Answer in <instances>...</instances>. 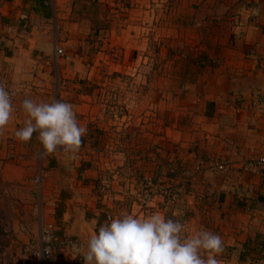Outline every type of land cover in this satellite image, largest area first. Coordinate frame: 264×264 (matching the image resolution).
Masks as SVG:
<instances>
[{
	"label": "crops",
	"instance_id": "obj_1",
	"mask_svg": "<svg viewBox=\"0 0 264 264\" xmlns=\"http://www.w3.org/2000/svg\"><path fill=\"white\" fill-rule=\"evenodd\" d=\"M0 77L16 92L0 172L37 166L39 245L45 228L77 241L45 264H84L73 246L110 215L153 213L219 234L220 264H264V168L247 167L264 157V104H242L264 95V0H0ZM26 98L73 105L78 152L15 139ZM146 176L163 192L144 203Z\"/></svg>",
	"mask_w": 264,
	"mask_h": 264
},
{
	"label": "clouds",
	"instance_id": "obj_2",
	"mask_svg": "<svg viewBox=\"0 0 264 264\" xmlns=\"http://www.w3.org/2000/svg\"><path fill=\"white\" fill-rule=\"evenodd\" d=\"M12 95L0 82V130L12 118ZM22 109L26 119L15 132L18 142L28 143L36 134L45 155L78 152L87 128L79 124L72 104L26 98ZM183 231L179 221L158 213L110 218L85 244L73 246L75 258L82 257L84 264H220L224 243L219 234L201 229L185 237Z\"/></svg>",
	"mask_w": 264,
	"mask_h": 264
},
{
	"label": "rangeland",
	"instance_id": "obj_3",
	"mask_svg": "<svg viewBox=\"0 0 264 264\" xmlns=\"http://www.w3.org/2000/svg\"><path fill=\"white\" fill-rule=\"evenodd\" d=\"M36 145L34 154L40 155L42 145L39 141ZM35 167L34 173L13 180L7 179V167L0 172V264H14L21 252L37 262L34 251L39 248L35 232L41 225L38 201L41 173Z\"/></svg>",
	"mask_w": 264,
	"mask_h": 264
},
{
	"label": "built area",
	"instance_id": "obj_4",
	"mask_svg": "<svg viewBox=\"0 0 264 264\" xmlns=\"http://www.w3.org/2000/svg\"><path fill=\"white\" fill-rule=\"evenodd\" d=\"M58 54H63L64 50L62 47H57ZM0 82L4 83L8 90L13 94L12 95V103L16 97V92L10 87L9 82L0 77ZM244 107H258L264 104V95L259 96L256 99L251 101H244ZM262 167L264 168V157H260L258 159H250L247 163V167ZM212 168L224 170L226 168V164L217 163L212 166ZM163 188L162 185H159L155 181V177L149 176L144 179V182H141V200L144 203L152 201L158 193H162ZM112 218L110 215L108 219ZM42 243L39 245V248L35 250V254L37 255V262L35 264H45L48 259H50L53 254L57 251L59 247L69 246L72 244H77V241L69 238H62L60 236L54 235V231L52 228H45L42 231ZM34 254V253H33Z\"/></svg>",
	"mask_w": 264,
	"mask_h": 264
}]
</instances>
